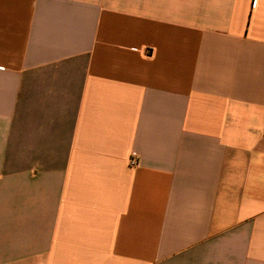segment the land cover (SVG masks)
Masks as SVG:
<instances>
[{"label":"crops","instance_id":"obj_1","mask_svg":"<svg viewBox=\"0 0 264 264\" xmlns=\"http://www.w3.org/2000/svg\"><path fill=\"white\" fill-rule=\"evenodd\" d=\"M0 264H264V0H0Z\"/></svg>","mask_w":264,"mask_h":264},{"label":"built area","instance_id":"obj_2","mask_svg":"<svg viewBox=\"0 0 264 264\" xmlns=\"http://www.w3.org/2000/svg\"><path fill=\"white\" fill-rule=\"evenodd\" d=\"M134 163H135V161H134V160H131V161H130V164H132V165H133Z\"/></svg>","mask_w":264,"mask_h":264}]
</instances>
